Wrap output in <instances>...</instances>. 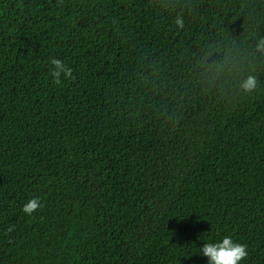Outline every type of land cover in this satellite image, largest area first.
Wrapping results in <instances>:
<instances>
[{
  "label": "trees",
  "instance_id": "trees-1",
  "mask_svg": "<svg viewBox=\"0 0 264 264\" xmlns=\"http://www.w3.org/2000/svg\"><path fill=\"white\" fill-rule=\"evenodd\" d=\"M260 40L264 0H0V264H264Z\"/></svg>",
  "mask_w": 264,
  "mask_h": 264
},
{
  "label": "clouds",
  "instance_id": "clouds-1",
  "mask_svg": "<svg viewBox=\"0 0 264 264\" xmlns=\"http://www.w3.org/2000/svg\"><path fill=\"white\" fill-rule=\"evenodd\" d=\"M176 24L178 27H183V21L177 18ZM257 50L264 51V40L257 43ZM52 66L51 77L55 84L61 83V77L70 79L72 77V70L68 68L63 61L55 58H50ZM256 78L249 76L241 85L245 94H251L256 89ZM41 207L38 198L30 199L25 203L22 211L31 216ZM199 254L207 258L208 264H240L248 256L247 247L243 244L235 243L231 237H224L221 242L204 243Z\"/></svg>",
  "mask_w": 264,
  "mask_h": 264
}]
</instances>
